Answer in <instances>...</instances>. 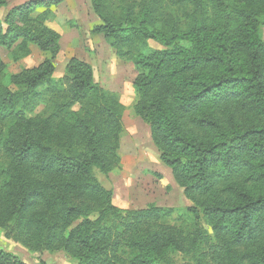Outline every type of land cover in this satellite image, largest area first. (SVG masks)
<instances>
[{
	"label": "trees",
	"instance_id": "1",
	"mask_svg": "<svg viewBox=\"0 0 264 264\" xmlns=\"http://www.w3.org/2000/svg\"><path fill=\"white\" fill-rule=\"evenodd\" d=\"M61 2L14 8L5 30L0 22V47L33 44L57 53L59 36L32 14ZM90 2L101 22L91 33L137 71L135 113L148 123L160 161L192 202L193 225L186 232L168 225L171 210L122 216L113 206L112 191L98 175L118 163L122 107L95 85L88 64L71 59L59 82L46 62L7 77L16 90L0 84L5 237L36 252L64 251L77 264H176L171 253L192 264H264V0ZM149 41L161 49H151ZM4 69L0 60L2 79ZM28 173L62 179L42 186ZM44 196L45 211L26 219L28 202ZM201 214L213 237L203 230ZM0 264L26 263L0 247Z\"/></svg>",
	"mask_w": 264,
	"mask_h": 264
},
{
	"label": "rangeland",
	"instance_id": "2",
	"mask_svg": "<svg viewBox=\"0 0 264 264\" xmlns=\"http://www.w3.org/2000/svg\"><path fill=\"white\" fill-rule=\"evenodd\" d=\"M37 1L42 0H6V4L0 7V22L3 24V29H6L5 18L14 8ZM32 17H39L46 28L59 36L57 53L53 55L43 52L33 44L20 48L15 45L11 49L0 47V60L5 65L0 84L16 90L14 86L8 84L7 77L33 71L46 62H51L54 67L52 79L55 82H59L64 77L71 59L88 64L93 70L95 85L114 95L117 103L122 107V132L119 135L116 151L118 163L107 176L98 175L102 185L112 191L113 206L122 212V216L127 212L149 208L171 210L172 214L165 218L164 222L184 232L190 230L193 221L187 210L193 207V204L186 197L184 188L176 182L172 170L160 161V152L152 142L148 123L135 113L137 95L133 82L137 71L131 62L117 57L116 52L101 35L91 33L92 28L100 25L101 22L93 12L90 0H62L55 7L36 9ZM261 20L259 36L264 41V19ZM148 46L154 50L161 49L152 41L148 42ZM45 89L46 87L43 86L38 92L41 93ZM77 108L76 106L74 109ZM42 110L43 105L40 104L35 114L41 113ZM27 177L30 182L42 186L52 180L62 179L51 173H28ZM50 195L51 192L46 191L45 196ZM45 196L34 197L28 202L24 210L26 219L29 220L34 214L45 211ZM10 203L12 206L16 204L14 201ZM8 207V202H0V212L6 211ZM201 216L203 230L208 236L213 237L211 223L203 214ZM32 232L33 230L29 228V233ZM5 236L4 230L0 228V247L6 252L17 255L26 264H39L41 261L46 264H77V261L64 251H32L27 244ZM169 257L176 264H192L191 260L182 254L171 253Z\"/></svg>",
	"mask_w": 264,
	"mask_h": 264
}]
</instances>
